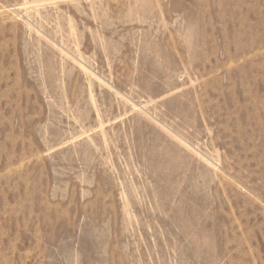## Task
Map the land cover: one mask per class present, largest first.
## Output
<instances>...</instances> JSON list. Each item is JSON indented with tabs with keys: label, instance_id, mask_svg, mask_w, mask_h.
<instances>
[{
	"label": "rangeland",
	"instance_id": "1",
	"mask_svg": "<svg viewBox=\"0 0 264 264\" xmlns=\"http://www.w3.org/2000/svg\"><path fill=\"white\" fill-rule=\"evenodd\" d=\"M0 264H264V0H0Z\"/></svg>",
	"mask_w": 264,
	"mask_h": 264
}]
</instances>
